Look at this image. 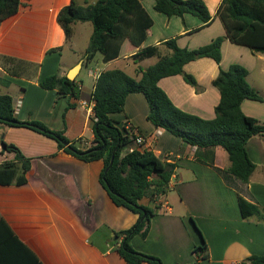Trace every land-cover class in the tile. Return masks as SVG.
I'll use <instances>...</instances> for the list:
<instances>
[{
	"label": "crops",
	"instance_id": "1",
	"mask_svg": "<svg viewBox=\"0 0 264 264\" xmlns=\"http://www.w3.org/2000/svg\"><path fill=\"white\" fill-rule=\"evenodd\" d=\"M72 1L21 0L19 11L0 22V94L13 98L19 120L39 121L63 131L70 144L87 150L94 140L93 120L81 101L92 100L96 79L90 72L100 75L119 69L140 79L139 69L145 70L171 54L165 42L175 39L179 47L193 50L221 37L220 65L211 58H201L184 67L197 87L181 75L164 78L159 86L178 108L210 120L220 102V91L213 85L220 66L227 70L233 64L243 65L249 71V85L262 101L244 100L242 111L264 124V54L226 38L217 15L222 0H204L212 17L207 25L190 14L168 17L155 10L156 0H140L154 22L147 40L140 47L126 40L119 57L109 62H104L100 53L91 62L64 59L70 39L58 22V14ZM74 1L85 6L97 0ZM78 23L73 25V34ZM151 46L159 47L160 56L134 59ZM2 57L16 63H6ZM79 63L81 69L84 64L92 68L86 74L89 86L78 81L81 69L76 76L77 97L41 88L42 79L67 76ZM148 113L145 96L137 93L128 96L124 112L111 115L121 127L129 123L137 128L160 160L176 165L168 193L150 205L156 208L147 237H133V248L160 258L163 264H241L252 256L264 255V136H255L247 143L255 170L249 183L243 184L227 172L231 162L223 147L215 148L214 166L205 165L196 158V147L156 128L147 120ZM0 137L31 163L26 184L0 185V218L41 264H127L117 251L121 239L116 233L132 228L139 216L110 199L99 180L103 161L84 162L59 149L55 140L28 128H5ZM2 149L0 142V164L15 161L14 152L2 153ZM239 197L260 213L244 218ZM141 203L148 205L149 200ZM201 236L206 250L199 254L194 249L202 245Z\"/></svg>",
	"mask_w": 264,
	"mask_h": 264
},
{
	"label": "trees",
	"instance_id": "2",
	"mask_svg": "<svg viewBox=\"0 0 264 264\" xmlns=\"http://www.w3.org/2000/svg\"><path fill=\"white\" fill-rule=\"evenodd\" d=\"M20 5L21 0H0V22L14 16ZM155 10L168 17L190 14L205 25L212 19L204 0H156ZM217 15L226 29V38L255 53L264 54V0H222ZM58 22L67 39L73 35L74 24H93V33L82 59L86 62H91L98 53L104 62L118 58L126 40L140 47L154 24L140 0H97L85 6L73 0L59 12ZM223 41L224 38L218 37L205 46L190 50L179 47L175 39L169 40L164 45L171 54L160 57L155 65L145 70L139 69L140 79L119 69L102 72L92 93L97 120L93 122L94 140L87 150L70 144L63 131L52 130L39 121L19 120L15 116L13 98L0 94V130L28 128L55 140L59 149L84 162L103 161L99 180L110 199L116 206L125 207L139 216L132 228L116 233L121 239L117 251L127 264H163L160 258L135 250L131 240L136 235L147 237L156 208L150 205L168 193L176 170L175 164L160 160L152 151L123 154L131 140L125 127L115 122L111 115L124 112L129 95L143 94L149 105L147 120L156 128L164 129L196 147L195 156L199 162L213 167L215 148L221 146L231 162L227 172L241 183H249L255 170L246 146L251 138L264 136V124L245 115L241 105L244 100L262 101V98L249 85V71L245 66L233 64L227 70L220 66L219 75L213 81L220 91V102L215 108V118L210 120L181 110L159 86L162 79L181 75L188 84L197 87L195 78L185 72V65L201 58H211L220 65ZM159 54V47L151 46L142 49L134 59L143 60ZM2 60L16 63L9 57H2ZM39 84L45 90H57L62 96H78L77 81L67 76H49ZM2 146V153L14 152L16 157L15 161L0 164V185L26 184L30 161L16 146L3 140ZM144 199L149 200L148 205L141 203ZM239 207L244 218L260 213L255 205L242 197H239ZM201 240L202 245L195 247V253L206 250L202 236ZM0 264H41L1 218ZM241 264H264V255L252 256Z\"/></svg>",
	"mask_w": 264,
	"mask_h": 264
},
{
	"label": "rangeland",
	"instance_id": "3",
	"mask_svg": "<svg viewBox=\"0 0 264 264\" xmlns=\"http://www.w3.org/2000/svg\"><path fill=\"white\" fill-rule=\"evenodd\" d=\"M93 29H94V27H93V24L91 22H86V23L80 22L77 24V27L75 28L74 34L70 38V42H69L68 47L66 49L67 52L64 53L65 54L64 55L65 60H67V59L82 60L84 58L86 49H87L89 41H90V37L93 33ZM74 67H76V66H74ZM88 68H92V67H88ZM88 68H87L86 64H84L79 75H78V81L84 80L86 86H89V80L86 77ZM69 72H70V70H69ZM0 142L2 143L1 137H0ZM192 226H193V224H192Z\"/></svg>",
	"mask_w": 264,
	"mask_h": 264
},
{
	"label": "built area",
	"instance_id": "4",
	"mask_svg": "<svg viewBox=\"0 0 264 264\" xmlns=\"http://www.w3.org/2000/svg\"><path fill=\"white\" fill-rule=\"evenodd\" d=\"M89 76L95 78L96 80L100 76L98 73L90 72ZM94 101H81V107L85 109L87 116L95 122L97 119L94 115ZM125 127L128 136L130 137V144L125 148L123 154L133 153L135 151L144 152V151H152L151 147L147 146V138L135 127L126 123ZM92 146V145H91Z\"/></svg>",
	"mask_w": 264,
	"mask_h": 264
},
{
	"label": "water",
	"instance_id": "5",
	"mask_svg": "<svg viewBox=\"0 0 264 264\" xmlns=\"http://www.w3.org/2000/svg\"><path fill=\"white\" fill-rule=\"evenodd\" d=\"M82 64L79 63L74 67L73 69L70 70V72L67 74V78L74 81L76 76L78 75L80 69H81Z\"/></svg>",
	"mask_w": 264,
	"mask_h": 264
}]
</instances>
